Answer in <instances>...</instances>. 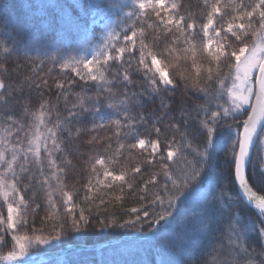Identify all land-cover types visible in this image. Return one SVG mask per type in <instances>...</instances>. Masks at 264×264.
Returning a JSON list of instances; mask_svg holds the SVG:
<instances>
[{
    "label": "snow or ice",
    "instance_id": "6c2138e0",
    "mask_svg": "<svg viewBox=\"0 0 264 264\" xmlns=\"http://www.w3.org/2000/svg\"><path fill=\"white\" fill-rule=\"evenodd\" d=\"M205 6L209 9L206 23H201L197 30L195 19L182 14V4L175 0L170 5L166 0H140L138 8L143 16L156 18L151 25H133L130 35H124L127 43L114 52L106 45L91 61L81 59L61 64L62 69H71L81 80L96 83L104 93L107 106L118 108L122 116L112 122L115 151H111L112 137L92 135L87 141L89 145L102 147L90 160L88 187L103 185L111 189L119 182L132 189L137 174L143 175L142 167L145 172L154 167L156 170L144 181V191L147 192L149 184H158V191L153 192L148 206L131 207L129 211L134 219H127L119 226L132 227L146 239H154L159 247L171 249L175 256L181 255L183 241L176 243L161 226L175 221L178 216L186 222L194 217L200 219L209 231L218 223L216 216L209 213V200L199 199V189L204 182L212 184L218 178L217 141L227 130L234 181L258 210L260 219L259 224L253 221L245 226L238 217L233 220L230 215L227 243L221 244L220 254L224 258L216 260L215 264H264V247L257 251L247 241L248 231H256L264 237V195L253 190L247 174L249 167L253 175L256 174L257 164L251 155L253 148L264 145V0L251 3L232 0L228 5L220 0H212L211 4L205 0ZM222 9L223 14L218 18ZM225 27L238 43H222L225 38L221 37V32ZM3 51L9 53L10 50L4 48ZM198 57L207 61L206 67ZM182 65H188L194 72L181 70ZM3 67L0 63V68ZM136 74L142 76V80L136 81ZM47 83V80L41 81L43 86ZM55 86L63 97L66 115L58 110L54 114L56 106L45 100L32 112L22 107L27 115L19 119L12 115L18 102L7 98L11 96V85L0 78V105L3 106L0 108V196L7 202V219L0 217V223L6 225L0 231V245L12 244L6 255L0 254V261L23 259L29 256L31 248L59 239L65 231L66 217H71L70 229L79 230L89 222L86 213L90 209L80 207L77 212L73 193L65 190V165L72 163L65 153L71 150L72 122L86 112H99L101 94L97 92L89 97L75 93L76 99L70 101L72 83L57 82ZM179 87L205 98L203 103L192 106L197 116L195 132L189 129L192 111L181 105L177 115L168 101L167 94ZM153 97L159 98V108L146 114L144 99ZM59 99L57 97V101ZM105 127L108 125L95 124L91 131L99 132ZM80 130L89 132L83 126ZM162 133H168L163 141ZM105 142H108L106 147ZM162 143L166 153L161 151ZM143 151L148 152V158L135 164L118 159H131L134 153L143 155ZM188 156L192 159L188 160ZM174 158L175 163L170 164ZM153 160L155 165H152ZM181 161L185 162L184 166H180ZM258 179L264 185V169ZM33 181L50 189L46 193L49 205L46 216L52 231L47 236L19 234L20 226L28 223L31 204H35V200L31 196L26 199L25 194V189L35 192ZM54 193H59L65 214L57 207ZM84 200L93 202L87 194ZM189 201L194 204V215L181 212V207ZM35 206L38 208L39 204ZM100 223L104 225L103 221ZM116 223L113 217V226ZM9 229L13 230L11 240L6 239ZM39 264L45 262L39 261ZM160 264L177 262L161 260Z\"/></svg>",
    "mask_w": 264,
    "mask_h": 264
},
{
    "label": "rangeland",
    "instance_id": "374dc122",
    "mask_svg": "<svg viewBox=\"0 0 264 264\" xmlns=\"http://www.w3.org/2000/svg\"><path fill=\"white\" fill-rule=\"evenodd\" d=\"M139 2L140 0H0V63L4 65L0 68V78H9L6 81L11 85V96L7 98L18 102L12 113L13 117L24 119L27 114L22 111V107L32 112L36 110L39 103L45 100L56 106L53 107L54 114L58 110L62 115H66L63 97L55 86L57 82L72 83L69 93L70 101L76 99L75 93H83L90 97L100 92L96 83L81 80L71 69H62L61 64L65 61L74 62L81 59L91 61L97 52L104 51L106 45L114 52L118 47L127 43L124 35H130L129 29L133 25L139 24L141 27L145 26V23L151 25L156 19L155 16L151 18L143 16L138 8ZM172 2L174 0H166V4L170 5ZM175 2L182 4L180 9L182 14L195 19L197 30L201 23H206V12L209 9L205 6V0H175ZM220 2L228 5L232 0H220ZM245 2L251 3L253 0H245ZM208 3L211 4L212 0H208ZM222 14L223 9L218 14V18ZM93 23L101 27V33L96 36L91 31ZM11 24L14 28L10 27ZM18 24H20L19 29L13 30ZM148 32H151V28H148ZM221 37L225 38L222 43L233 45L238 43L234 36L227 33L226 27L221 32ZM4 48H8L9 53H4ZM125 57L127 59V54ZM198 60L202 64L207 62L199 57ZM115 64L118 65L119 62ZM134 64L135 61H133ZM12 66H15L14 70H11ZM181 70L194 72V69H189L188 65H182ZM134 79L140 81L142 76L136 74ZM42 80H47V86L41 85ZM171 93L167 94L169 103ZM100 94V111L86 112L78 121L72 122V138L69 141L71 150L65 153L66 159L72 162L71 165H65L63 176L65 190L73 193L77 212L80 207L90 209L86 213L88 216L116 205L120 201L116 197H122L126 190V185H121L119 182L115 183L111 189L103 185L95 188L88 187V181L91 179L90 160L102 151V147L89 145L87 141L92 135L112 137L111 151H115L117 144L113 136L115 126L112 122L122 119L119 109L109 108L104 99V93L100 92ZM57 97H60L59 101ZM144 103V112L147 114L157 110L160 102L158 97H153L152 99L145 98ZM2 107L0 105V108ZM54 118L55 115H53ZM95 124H105L108 127L99 132H92L91 129ZM82 126L87 127L89 132H82L80 130ZM107 143L105 142L104 147ZM260 147L263 150L264 163V145ZM118 159L133 164V157L131 159L118 157ZM24 183H28L27 179ZM33 184L35 192L33 189H25L26 199L31 196L39 207L31 204L28 223L20 226L19 234L47 236L52 231L51 222L46 216V210L49 209L46 193L50 189L47 186L41 187L36 184V181H33ZM203 188L200 189L203 190ZM85 194L92 198V203L84 200ZM54 198L61 213L65 214L66 209L59 193H54ZM101 200L104 201L103 204ZM0 217L7 219V202L2 196H0ZM66 220L65 230L69 228L71 217H66ZM5 227L4 223H0V231H3ZM6 234L11 240L13 230L9 229ZM65 236L64 231L59 239H51L47 245L31 248L29 256L60 248L65 243ZM128 264H139V260L131 257Z\"/></svg>",
    "mask_w": 264,
    "mask_h": 264
},
{
    "label": "trees",
    "instance_id": "16d2710c",
    "mask_svg": "<svg viewBox=\"0 0 264 264\" xmlns=\"http://www.w3.org/2000/svg\"><path fill=\"white\" fill-rule=\"evenodd\" d=\"M21 20H23V17H21ZM12 25L10 27L14 28ZM19 27L20 24L13 30H17ZM91 31L96 36L101 33V27L93 23ZM12 33L14 32L12 31ZM203 65L206 67L207 62ZM11 68V70H14L15 66ZM224 71L227 72L228 69L225 68ZM204 100L205 98L202 95L179 87L172 91L170 105L174 110H177V115L181 105L192 111L189 129L195 132L197 116L192 106L199 105ZM220 103H223V100ZM214 104L215 102H213ZM222 135L224 137L218 139L216 150V173L218 178L212 184L204 182L200 186V188L204 187L203 190L199 189V199L207 198L209 200V213L216 216L218 223L214 224L212 230L209 231L200 219L194 217L186 222L178 216L175 221L170 220L161 226L162 230H166L176 243L183 241L181 255H173L171 249L159 247L154 239H146L132 227L119 226L127 219H134V215L129 211L131 207L143 208L148 206L153 192L159 189L158 184H149L147 192L144 191V181L156 169L149 167V170L145 172L144 167H142L141 172L143 175L137 174L132 189H129L126 185L123 199L116 205L91 214L86 227L81 226L79 230L66 228V240L60 248L16 261H0V264L2 262L4 264H39V261H44L45 264H128L131 257L132 259L137 258L139 264H160L161 260L165 262L176 261L177 264H205L206 261L207 264H215L216 260L224 258L220 254L222 251L221 244L227 243L229 216L232 215L233 220L238 217L241 225L245 226L250 225L253 221L259 224L260 219L258 211L248 205L238 191L232 174V166L229 163L231 159L227 138L229 133L225 130ZM167 136L168 133H162L161 140H165ZM161 151L166 153L163 143L161 144ZM262 153L263 150L260 145L253 149L251 155L253 161L257 164L256 174L253 175L251 167L248 168L247 174L253 190L264 195V185H261L258 179L261 170L264 169ZM146 158H148L147 151H143V155L134 153L133 164ZM187 159L191 160L192 158L188 156ZM175 161L176 158L169 163L173 164ZM184 163V161H181L180 166H184ZM152 165H155V160L152 161ZM213 197L215 198L213 199ZM229 205H231L230 209ZM193 208V202L189 201L181 207V212L194 215L192 213ZM113 217L116 218V226L112 224ZM100 221H103L106 226L102 225ZM6 239L9 240L7 234ZM247 241L249 246L257 251L264 247V237H261L256 231L247 232ZM9 248H11V244L0 245V254L6 255Z\"/></svg>",
    "mask_w": 264,
    "mask_h": 264
},
{
    "label": "water",
    "instance_id": "95a60500",
    "mask_svg": "<svg viewBox=\"0 0 264 264\" xmlns=\"http://www.w3.org/2000/svg\"><path fill=\"white\" fill-rule=\"evenodd\" d=\"M254 148H255V147H254ZM254 148H253V149H254ZM252 151H253V150H252ZM236 184H237V183H236ZM237 188H238V191H239V193H240L242 199H243L248 205L254 207V205H253L251 202H249V201L247 200L246 196L241 192V190L239 189L238 184H237ZM254 208H255V207H254ZM255 209H256V208H255Z\"/></svg>",
    "mask_w": 264,
    "mask_h": 264
}]
</instances>
